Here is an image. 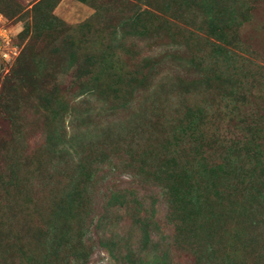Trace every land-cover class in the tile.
Here are the masks:
<instances>
[{
	"label": "rangeland",
	"instance_id": "1",
	"mask_svg": "<svg viewBox=\"0 0 264 264\" xmlns=\"http://www.w3.org/2000/svg\"><path fill=\"white\" fill-rule=\"evenodd\" d=\"M0 264H264V0H0Z\"/></svg>",
	"mask_w": 264,
	"mask_h": 264
},
{
	"label": "trees",
	"instance_id": "2",
	"mask_svg": "<svg viewBox=\"0 0 264 264\" xmlns=\"http://www.w3.org/2000/svg\"><path fill=\"white\" fill-rule=\"evenodd\" d=\"M172 173V172H171ZM171 177H175V174L172 173ZM179 177H177L178 179ZM168 194L170 196L171 202L178 208H181L182 206H188V204L194 202V195L192 194H186V192L182 191L181 187L179 186L178 182L175 181L171 183L168 189ZM192 214V217L194 214L190 211L187 215L189 216ZM192 217L190 219H192ZM188 220V219H187ZM195 220V218H193ZM188 222V221H187Z\"/></svg>",
	"mask_w": 264,
	"mask_h": 264
}]
</instances>
